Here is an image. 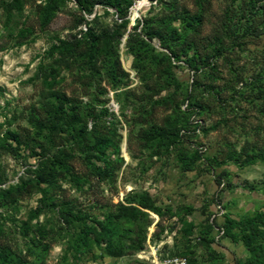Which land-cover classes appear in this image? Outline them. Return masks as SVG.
I'll return each mask as SVG.
<instances>
[{"label":"rangeland","instance_id":"374dc122","mask_svg":"<svg viewBox=\"0 0 264 264\" xmlns=\"http://www.w3.org/2000/svg\"><path fill=\"white\" fill-rule=\"evenodd\" d=\"M127 1L0 0V264L264 261V0Z\"/></svg>","mask_w":264,"mask_h":264},{"label":"trees","instance_id":"16d2710c","mask_svg":"<svg viewBox=\"0 0 264 264\" xmlns=\"http://www.w3.org/2000/svg\"><path fill=\"white\" fill-rule=\"evenodd\" d=\"M98 1L99 0H96V2ZM254 1L255 0H249V2L251 3V7H252V4H254ZM130 3L131 1L129 0L126 3H124L125 6L124 5L116 6V10L119 12L122 11L125 7L130 5ZM30 32H31L30 29H20L18 30V35L21 38L25 39L30 34ZM257 157L264 160V155L258 156V155L253 154L247 160H244L242 164L252 163ZM43 180L44 179H41L40 181H43ZM216 182L217 184H219L220 183L219 179H217ZM4 193H8V191H4ZM120 208L125 210L126 213H128L133 218L140 217L142 214L147 213V211H150L156 214L160 218L161 216L166 214V212H168L167 207L162 208L161 204L155 203L152 196L149 195L147 192L143 193V195H140L135 203L128 204V205L121 204ZM263 216H264V210H261L257 212L253 217H245L243 219H239V218L232 217L229 215H224L223 218L226 220L227 226L229 229L231 228H238L241 230L247 229L245 233V238L249 240L252 235L251 232L252 231L255 232L258 230V225L256 223L257 219L260 220L262 219ZM100 224L102 227L101 229H103L104 227L102 223ZM219 224L220 223L218 222L210 221L209 222L210 230H212L215 225H219ZM221 226L223 227V225ZM225 230H226L225 227H223V234L225 233ZM227 236H229V239L233 240V236L230 233H227ZM95 244H100V241L98 238L95 239ZM107 244H109V241H107ZM247 247L249 248V244H247ZM109 252L111 255H119L121 250L119 247H114V249L110 250ZM241 264H264V261L262 259L257 258V256H252L250 258H247Z\"/></svg>","mask_w":264,"mask_h":264},{"label":"built area","instance_id":"2783aa9c","mask_svg":"<svg viewBox=\"0 0 264 264\" xmlns=\"http://www.w3.org/2000/svg\"><path fill=\"white\" fill-rule=\"evenodd\" d=\"M215 239L220 238L223 235V227L219 225H215ZM164 264H185V258L184 257H171L167 258L163 262Z\"/></svg>","mask_w":264,"mask_h":264},{"label":"bare ground","instance_id":"6f19581e","mask_svg":"<svg viewBox=\"0 0 264 264\" xmlns=\"http://www.w3.org/2000/svg\"><path fill=\"white\" fill-rule=\"evenodd\" d=\"M154 214V213H153ZM155 216H157L156 214H154Z\"/></svg>","mask_w":264,"mask_h":264}]
</instances>
